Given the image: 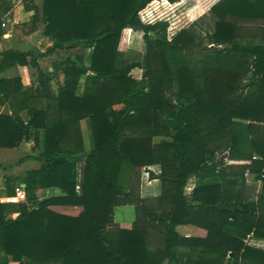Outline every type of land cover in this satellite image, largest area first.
I'll return each mask as SVG.
<instances>
[{"label": "trees", "instance_id": "16d2710c", "mask_svg": "<svg viewBox=\"0 0 264 264\" xmlns=\"http://www.w3.org/2000/svg\"><path fill=\"white\" fill-rule=\"evenodd\" d=\"M29 2L35 23L40 11ZM182 5L41 0L43 35L52 46L1 52L0 73L17 63L34 68L35 78L27 88L19 76L0 78V104L11 106L0 114V147L32 139L34 149L42 131L43 148L30 156L38 168L4 178L8 195L13 183H24L26 200L0 202V262L264 264V250L244 242L247 234L264 237V0L216 1L210 28L196 20L181 25ZM9 7L0 0V17ZM129 28L143 32L136 60L119 48ZM51 53L58 57L52 72L44 71L38 59ZM82 119L90 122L89 150ZM227 147L232 159L250 163L222 165L215 156ZM155 164L160 171L149 177L159 179V196L125 188V169ZM246 169L261 181L251 200L232 191L245 183ZM191 177L197 184L187 194ZM126 204L135 219L129 228L115 227L114 207ZM55 205L81 211L64 214ZM180 225L205 234L182 235ZM181 249L196 255L184 257Z\"/></svg>", "mask_w": 264, "mask_h": 264}, {"label": "crops", "instance_id": "0c3cea01", "mask_svg": "<svg viewBox=\"0 0 264 264\" xmlns=\"http://www.w3.org/2000/svg\"><path fill=\"white\" fill-rule=\"evenodd\" d=\"M5 3L10 4V7L5 11V13L0 17V59L1 52L5 50H18V51H27L33 48L39 49L41 52L46 51L50 46H52V40L49 37L43 35L44 24L40 20L41 15V0H33V2H29V5L36 6L40 12L39 20L33 23V9H26L24 6V0H5ZM208 19V27L211 26V17L209 10L202 14V16L198 17V19ZM30 23V24H28ZM201 25L200 22H198ZM27 24V25H25ZM126 43L128 39V46L133 47L134 39L132 37H139V33L141 30L138 29H126ZM46 48V49H45ZM124 50L125 48H120ZM125 51V50H124ZM129 52L126 50L125 53ZM53 54V53H51ZM140 55L139 52L135 54ZM46 56L51 57L50 54ZM43 56L38 59V63L40 67H42L41 62L45 60L47 57ZM53 61V60H52ZM88 64V63H86ZM52 72L51 63L46 67V70ZM19 76L21 79L24 88L31 86V83L34 80L35 69L30 66L14 64L9 68L0 73V78H12ZM11 113V106L8 102L0 104V114H9ZM24 112H21L23 115ZM33 140L23 141L20 143L18 147L15 148H3L0 147V202L4 203H13L12 195H8L5 193V182L4 178L6 176L23 175V172H26L29 169L36 168L34 163L37 161L30 157L31 155H35L32 152L33 149ZM27 164V165H26ZM244 164L241 160L236 161L234 164L230 165H240ZM26 165V166H25ZM23 173V174H22ZM245 178V177H244ZM197 184V180L194 177H191L185 188V193H189L192 188ZM260 185L257 179L254 178L253 173H251L250 177L245 178V183L238 185L232 188L233 193L241 194L245 199L251 200L255 199L256 195L260 191ZM55 195H63L64 193L59 188H54ZM161 193V185L160 181L157 178H147L142 177L140 183V196L141 197H149L155 198L159 196ZM255 195V196H254ZM22 202V201H20ZM120 206V205H119ZM126 206L130 207V214L127 216L120 215L119 220H116L115 212H114V226L118 228H129L132 225V222L135 219L134 206L130 204H126ZM117 206L114 207V209ZM52 209L58 211L60 213L69 214V215H77L81 211L80 206H61L56 205L52 206ZM122 214V213H121ZM16 214H12V217H15ZM178 231L185 236H204L205 231L199 227L194 225H180L177 227ZM244 242L246 245L264 250V237H257L251 234H247L244 237ZM181 255L184 257L190 256L195 257L196 251L190 252L187 249H181ZM8 264H17L16 261L9 260Z\"/></svg>", "mask_w": 264, "mask_h": 264}, {"label": "rangeland", "instance_id": "374dc122", "mask_svg": "<svg viewBox=\"0 0 264 264\" xmlns=\"http://www.w3.org/2000/svg\"><path fill=\"white\" fill-rule=\"evenodd\" d=\"M182 1H183L184 5L181 6L180 11H179L180 24L183 25V26H187L189 23H191L192 21L196 20L197 22L201 23V26L208 27V22H207L208 19H204V18L203 19H198V17L202 16L203 13L207 12L209 10L210 6L212 4H214L218 0H182ZM28 24H30V23H28ZM25 25H27V24H25ZM196 31L198 33H200V34H204V30H202L201 28H196ZM139 34H140L139 37H134V38L132 37V39H134L133 47H130V45H129V47H127L128 46V39H127V43H126L125 35H122V37L120 38V41H119V48H125L124 49L125 51L129 50V52L126 53L127 56L129 58L135 59V60L137 58H139L135 54L137 52H139V54L142 55V53L144 51V43H143V39H142L143 32L140 31ZM59 53L63 54V51H60ZM50 56L51 57L46 56L47 58L41 62V64H42L41 68L43 70H46V67H48V65H50L52 60H55L58 57V54L53 53V54H50ZM88 61H89V51L86 54L85 63H88ZM141 74H142V70H140V69H134L132 71V75L134 77H136V78H140ZM83 79L84 78H81V80L78 83V86H77V89H76L77 93H81L82 92ZM52 84H53L54 89H56L55 80L52 81ZM80 126H81V134H82V140H83L84 149L85 150H89V149L92 148V137H91V128H90L89 120L88 119H82L80 121ZM159 139H160L159 137L154 138L155 141H158ZM42 148H43V133L41 131V134L39 136L38 145L34 149H32L33 154L37 155L38 152ZM34 166L36 168H38L39 167V163L38 162L34 163ZM81 167H82L81 163L77 165V168H78V177H77V179L78 180H80V178H81ZM150 171L155 173V174L159 173V171H160L159 165L155 164V165L144 166V167H142V168H140V169H138L136 171L132 170L131 168L125 169L122 172L121 180H123V184H124L125 188L131 190L133 192L134 196H137V195L140 196L141 179L144 176L147 177V178H150L149 177V172ZM23 173H25V172H23ZM18 175L20 176V174H18ZM11 176H16V175H11ZM20 184H24V183H13L11 185L13 187V189H14V193L17 190V188H18V186ZM4 191L7 194L6 188L4 189ZM25 194H26V191H25ZM144 198H149V197H144ZM61 206H67V205H61ZM114 212H115L116 220H119V216L120 215L127 216L128 214H130L131 211H130V207H128L126 205H120V206H117L114 209ZM110 228L112 229L113 226H110ZM0 264H3V263L0 262Z\"/></svg>", "mask_w": 264, "mask_h": 264}, {"label": "built area", "instance_id": "2783aa9c", "mask_svg": "<svg viewBox=\"0 0 264 264\" xmlns=\"http://www.w3.org/2000/svg\"><path fill=\"white\" fill-rule=\"evenodd\" d=\"M215 159L219 160L221 159L222 160V165H230V164H234L236 163V161H239V160H234L230 157V148L227 147L225 149H223L217 156H215ZM252 159L254 160H257L259 159V156L257 155H253L252 156ZM242 162H244V164H248L250 163V160H241ZM264 171V168L262 169V172ZM251 175V172L246 169L244 171V177L245 178H248L250 177ZM261 176H263V173L261 174ZM260 176V177H261ZM257 181L260 183V178L257 179ZM12 199L14 202H20V201H25L26 199V194H25V191H24V184H20L17 188V190L15 191V193L12 195Z\"/></svg>", "mask_w": 264, "mask_h": 264}, {"label": "water", "instance_id": "95a60500", "mask_svg": "<svg viewBox=\"0 0 264 264\" xmlns=\"http://www.w3.org/2000/svg\"><path fill=\"white\" fill-rule=\"evenodd\" d=\"M150 34H153V32H150ZM226 264H232V263H230V262H227Z\"/></svg>", "mask_w": 264, "mask_h": 264}]
</instances>
